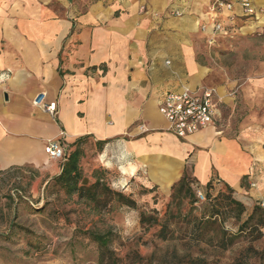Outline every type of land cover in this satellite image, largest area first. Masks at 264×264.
Here are the masks:
<instances>
[{
  "label": "crops",
  "instance_id": "1",
  "mask_svg": "<svg viewBox=\"0 0 264 264\" xmlns=\"http://www.w3.org/2000/svg\"><path fill=\"white\" fill-rule=\"evenodd\" d=\"M248 1L263 14L237 19V36L264 29V0ZM212 2L0 0V171L31 167L56 177L59 161L44 148L63 132L67 146L102 143L95 161L111 167L126 192L138 184L166 199L189 170L202 190L230 188L245 206L264 203L263 120L181 140L158 111L167 92L210 87L209 68L197 60L200 42L211 49L230 38L213 33ZM233 11L240 16L237 5ZM233 87H215L226 107ZM41 93L54 115L34 105Z\"/></svg>",
  "mask_w": 264,
  "mask_h": 264
},
{
  "label": "rangeland",
  "instance_id": "2",
  "mask_svg": "<svg viewBox=\"0 0 264 264\" xmlns=\"http://www.w3.org/2000/svg\"><path fill=\"white\" fill-rule=\"evenodd\" d=\"M236 24L233 31L239 30ZM197 60L209 68L207 88L234 86L228 95L233 100L230 106L222 104L224 98L217 92L221 98L217 127L238 130L253 116L264 122V87L253 85L264 82V29L247 36L236 33L211 49L200 42ZM79 147L80 185L88 187L102 179L96 202L67 195L55 176L31 167L0 173V264H264V229L258 233L254 225L258 215L250 228L239 229L254 207L264 210L261 203H242L245 213L238 222L237 209L225 199L226 189L202 190L189 170L193 195L188 197H173L171 192L161 199L155 188L138 184L126 192L125 185L113 183L111 167L95 161L103 146L83 140ZM73 149L74 145L66 146V156ZM197 191L204 194V202L196 201ZM115 193L134 202V207L119 203ZM231 196L240 202L234 193ZM212 213H218L222 224L196 227V219ZM92 233L105 235L107 246L95 243Z\"/></svg>",
  "mask_w": 264,
  "mask_h": 264
},
{
  "label": "built area",
  "instance_id": "3",
  "mask_svg": "<svg viewBox=\"0 0 264 264\" xmlns=\"http://www.w3.org/2000/svg\"><path fill=\"white\" fill-rule=\"evenodd\" d=\"M236 5L240 8V16H237L233 11ZM225 11L229 14L222 20L219 16ZM210 12L215 15L213 33L226 30L230 37L237 33V31L232 30V26L238 18L244 19V22L248 19L258 21L260 15L263 14L248 0H214ZM174 15L181 16L179 12H174ZM201 30L205 32L206 26H202ZM33 103L44 112L51 115L55 114V105L45 104L44 93L37 95ZM220 103L221 98L215 89L207 87L185 88L181 92H167L162 95L158 103V111L168 124L167 131L176 138L184 140L207 127L215 126ZM138 129L141 134L148 132L143 124L139 125ZM64 138L65 134L61 132L57 139L46 142L44 152L50 159L60 162L65 160L67 145ZM214 183L218 184L219 182L215 180ZM196 197L199 202L205 201V196L201 191L196 192ZM261 205L264 206V203Z\"/></svg>",
  "mask_w": 264,
  "mask_h": 264
},
{
  "label": "trees",
  "instance_id": "4",
  "mask_svg": "<svg viewBox=\"0 0 264 264\" xmlns=\"http://www.w3.org/2000/svg\"><path fill=\"white\" fill-rule=\"evenodd\" d=\"M82 141L76 142L74 144V149L66 156L65 160L60 164V173L55 177V182L65 191V193L69 196L76 195L78 199L85 200L87 202H96L99 196V191L104 187L102 183V179L97 178L95 182L86 187L85 185H80L82 178H81V170H80V159L82 158V150L79 145ZM102 146V143H99ZM17 169V168H12ZM9 169L7 171H10ZM7 171H0V173H5ZM197 185V183H196ZM198 186V185H197ZM199 187V186H198ZM107 191V190H106ZM228 195L225 197L228 200L229 206H233L237 209V213L235 219L239 222L243 213H245V207L241 202L233 200L231 194L233 191L230 188L226 189ZM172 196H190L192 194V189L190 187L189 179L187 177V173L185 172L183 177L175 183L171 188ZM114 197L117 199L119 203L122 205L134 207V202L127 199L122 194H113ZM196 196V194H195ZM194 196V197H195ZM197 201V198H196ZM258 217L256 218V216ZM257 219L254 225L257 227L258 233L260 230L264 229V210L260 207H254L252 213L244 220L240 226V231H244L251 227L252 222ZM143 221V216L141 218V222ZM156 223V220H154ZM194 224L199 229L206 228L207 226H217L222 224L220 220V216L218 213H212L209 216H204L194 221ZM161 233H164V224L161 226ZM91 239L97 243L100 247H106L108 244L107 237L105 235L92 233ZM200 240H203L204 234H201ZM163 239H165V235L163 234ZM231 245V241L229 244L223 246V249H226L228 246ZM193 261H198L197 259Z\"/></svg>",
  "mask_w": 264,
  "mask_h": 264
},
{
  "label": "bare ground",
  "instance_id": "5",
  "mask_svg": "<svg viewBox=\"0 0 264 264\" xmlns=\"http://www.w3.org/2000/svg\"><path fill=\"white\" fill-rule=\"evenodd\" d=\"M122 170H123V172H122V173H125V174H126V172H127V171H126L125 169H122Z\"/></svg>",
  "mask_w": 264,
  "mask_h": 264
},
{
  "label": "water",
  "instance_id": "6",
  "mask_svg": "<svg viewBox=\"0 0 264 264\" xmlns=\"http://www.w3.org/2000/svg\"><path fill=\"white\" fill-rule=\"evenodd\" d=\"M86 181V180H85Z\"/></svg>",
  "mask_w": 264,
  "mask_h": 264
}]
</instances>
